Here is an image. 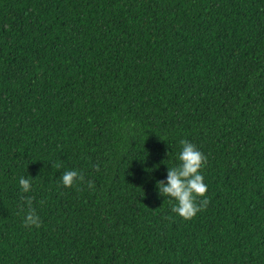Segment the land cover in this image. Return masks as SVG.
<instances>
[{
  "label": "trees",
  "instance_id": "trees-1",
  "mask_svg": "<svg viewBox=\"0 0 264 264\" xmlns=\"http://www.w3.org/2000/svg\"><path fill=\"white\" fill-rule=\"evenodd\" d=\"M0 264H264V0H0Z\"/></svg>",
  "mask_w": 264,
  "mask_h": 264
},
{
  "label": "clouds",
  "instance_id": "clouds-1",
  "mask_svg": "<svg viewBox=\"0 0 264 264\" xmlns=\"http://www.w3.org/2000/svg\"><path fill=\"white\" fill-rule=\"evenodd\" d=\"M180 145L181 150L177 156L178 164L171 168L168 167L166 182H158L157 187L160 195L174 202L172 209L174 213L185 220H191L201 211L202 207L208 204L206 197L208 189L202 175L207 158L188 140H182ZM83 179L82 173L76 170H66L60 177V182L64 187L72 188ZM18 183L23 193L32 190V179L22 176ZM92 186L89 184V187ZM27 204L29 211L24 218V226L39 228L40 217L32 209L31 200H28Z\"/></svg>",
  "mask_w": 264,
  "mask_h": 264
}]
</instances>
